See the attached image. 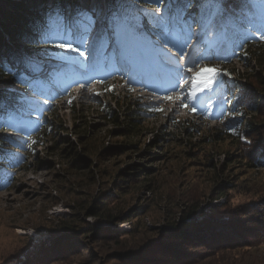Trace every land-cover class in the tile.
I'll use <instances>...</instances> for the list:
<instances>
[{
	"label": "rangeland",
	"instance_id": "374dc122",
	"mask_svg": "<svg viewBox=\"0 0 264 264\" xmlns=\"http://www.w3.org/2000/svg\"><path fill=\"white\" fill-rule=\"evenodd\" d=\"M76 1L88 6V0ZM133 4L142 13L163 15L167 0L155 7H147L141 0ZM194 12L195 6L185 14L192 25L190 29L187 24H177L171 32L177 43L188 42L189 55L179 59V66L186 70L199 61L192 73H180L175 59L168 62L151 51L143 58H126L116 44L109 42L106 47L97 45L91 54L88 47H82L86 55L84 60L79 59L81 62H42L43 72L36 78L41 82L42 86L37 88L43 95L34 89L25 90L19 83L2 87L6 91L18 89L30 105L38 100L51 107L44 109L40 117L33 115V107L27 112L29 118L34 117L43 125L41 132L27 134L14 128H0L3 146L6 144L12 153L24 159L13 167L0 161V167L13 175L11 186L0 189V264H119L112 262V252L135 253L159 239L158 228L180 221L184 213L196 206V216L213 205L264 212V167L260 163L259 167L255 165L256 153L264 147V108L260 113L249 110L246 120H251V128L241 126L239 136L231 140L223 133L237 127L234 113L224 112L212 119L202 115L196 101L204 91L198 92L195 100L185 99L183 103L188 107L164 99L178 93L187 96L191 76L200 68L215 67L224 73L236 71L232 77L237 82L241 79L238 74H249L250 85L246 87L258 96L257 105L261 104L259 98L264 93L254 76L264 72L261 67H248L239 59L247 56L248 46L238 43L235 48L230 47L228 59L202 49V38L210 28L203 26L197 31L200 24L196 23ZM149 19L153 18L142 16L143 29L151 33L150 39H155ZM260 29L264 32V25ZM253 35L261 39L264 33ZM92 43L90 38L89 45ZM165 51L175 57L178 49L168 44ZM58 69L64 75L54 81L55 85L50 76ZM145 82L155 83L145 88ZM177 84L183 87H176ZM211 90L212 95H218L221 86ZM256 90L261 93L258 95ZM227 94L228 99L218 96L220 107L224 101L230 108V102L239 95L235 88L232 95ZM108 107L120 115L138 110V135L124 132L128 122L116 124L107 119L103 111ZM39 134L44 146L34 148ZM59 136L69 138L77 147L76 152L91 161V167L76 169V157L65 154L63 147L53 149ZM5 137L26 140L27 144L5 143ZM132 165L136 167L128 168ZM144 167L149 171L138 179L122 173L136 174ZM120 179L129 181V185L119 182ZM103 209L107 213L102 214ZM107 214L117 219L108 221ZM65 227L71 229L69 234ZM90 227L109 239L99 241L85 231ZM118 233L119 238L110 241V234ZM66 246L77 250L68 251ZM153 254H146L143 260L149 262ZM224 261L264 264V237L251 247L234 251Z\"/></svg>",
	"mask_w": 264,
	"mask_h": 264
},
{
	"label": "trees",
	"instance_id": "16d2710c",
	"mask_svg": "<svg viewBox=\"0 0 264 264\" xmlns=\"http://www.w3.org/2000/svg\"><path fill=\"white\" fill-rule=\"evenodd\" d=\"M133 1L137 0H132V2ZM141 1H144L147 7L159 5L156 4L155 0ZM247 4L251 7H245L243 11L246 17L249 15L248 19L242 17L240 21H234L233 25L223 30L210 28L207 32L205 31L201 41V48L216 53L220 59H228L230 47L234 46L235 48V46H238V43L248 46L245 54L247 56H239L240 61L248 67H252L253 65L261 67V70L264 72V40L253 35V33H264L263 30L260 29L262 25H264V4H262V0H247ZM53 6L68 9L69 11L84 7L83 3H79L76 0H0V55H3L5 63L10 57V54L16 50L26 53L29 56H34L42 62L55 61L59 62L61 65L65 63L81 62L79 59H85L84 56H79L78 54L66 52L54 47L55 43L62 41H49L41 43L39 46H26V42L32 37L33 24L43 16L46 9ZM194 6L196 7V12H194L196 15L195 20H197L199 18L198 7L193 3L190 8H194ZM248 20H251V23H248ZM147 22L152 24V19H149ZM202 27L201 24L198 25L197 31H201ZM143 32L148 39H150L151 33L144 29ZM44 49L48 50L47 54H45ZM65 57H71L72 59L68 60L65 59ZM52 72L53 75L50 76V79L52 83L55 84L54 81L61 79L64 72L61 71V69L56 71L53 70ZM235 73L236 71L224 73L220 70L217 81L212 86L213 88L218 85L221 86V91L218 95H212V90L207 89L196 101L200 113L209 119L223 114L224 112L234 113L233 122L237 127L232 126L228 132L223 133L226 135V138L231 140L239 136L241 126L246 125V128H251V120H246L249 110L253 111L255 109L256 112L253 111L252 113H260L264 108V95L262 94V96H260L261 98L259 99L261 104L257 105V103H259L257 101L258 96L250 91L249 87H246L250 85L247 83L249 74H238V78L241 79H238L239 81L237 82V79L235 80V78L232 77ZM0 77H2V79H0V97H3L6 90L2 87L18 82H16L12 73L8 72L3 65H0ZM254 78L257 85L263 89L264 93V74L258 72L255 74ZM240 80L246 84L240 83ZM39 82L40 81L33 76L31 79V86L24 83L19 84L26 87L25 90L34 89L37 93L43 95V92L37 88V86H42L40 85L41 82ZM233 88L236 89L238 94L239 92L242 93L230 102V108L224 104V101H222L223 105L220 107L221 102L218 96H223L224 99H228L227 92H229V95H232ZM258 92L261 93V91L258 90V95ZM28 101L27 99L24 103L23 110L17 113L0 112V128L2 130L14 128L17 131H24L27 134L33 131H42L43 125H41L36 118L32 116V118H29L30 115H28L27 112L31 111L33 107V115L40 117L44 109L51 106L47 105V103H40L38 100L34 105H30ZM122 108L123 107H121V109ZM118 110L120 112V109ZM103 113L107 114V119L116 124L123 123L124 121L128 122L129 125L125 128L124 132L130 136L138 135L140 121L136 119L135 116L140 113L138 110L132 111L131 115L125 113L120 115L112 107H108ZM122 116H124V120H121ZM2 132L3 131L0 133ZM39 136L40 134L37 136L38 139L34 141V148L44 146V142ZM43 138H47V135ZM4 141L5 143L8 142L13 145H20L21 143L27 144L26 140L13 137H5ZM2 143L4 142L0 141V161L5 163L4 165L7 167L20 165L24 161L23 157L12 153L7 148L6 144L3 146ZM55 143V148L52 147L53 149L56 150L63 147L65 154L70 157H76V159H73L76 169L91 167V161L76 152L77 147L74 146L69 138L59 136V140L55 141ZM122 149L123 148H116V151ZM85 151L89 154L92 153V150L85 149ZM146 154L159 157V159L163 158L151 154L150 152H146ZM256 156L258 161L255 165L259 167V165L262 164L264 167V147L259 148ZM130 167H136V165L128 166V168ZM3 168L4 167H0V189L10 187L13 182V175ZM147 171H149V169L144 167L143 171L138 170L136 174H129L126 171L122 173L138 179V177L143 176ZM137 179H135V181H137ZM119 182L124 185H129V181L127 180L120 179ZM103 204V202H100V205L103 206ZM101 211L102 214L107 213L105 209ZM197 211L198 206L184 213L180 221H175L167 226L158 228L157 233L159 239L140 247L135 253L131 251L112 252V262L119 264H224V260L229 254L251 247L255 241L264 237V212L256 209L254 212H246L241 209L228 210L221 205H213L209 210L201 212L198 216H196ZM111 215L112 214H107L106 217L108 221L117 219ZM64 230L67 233L71 229L65 227ZM85 231L94 234L95 237H98L99 241L109 239L108 236H104L103 232H100V230H97L95 227H90ZM110 232L111 231L108 230L107 235H109ZM67 234H69V232ZM110 235H112L109 236L112 239L110 241L116 240L120 236L119 233ZM73 238L77 239L78 237L74 236ZM66 250L75 252L77 248H67ZM152 252H154L155 255L149 256V262L144 261V256L146 254L150 255Z\"/></svg>",
	"mask_w": 264,
	"mask_h": 264
},
{
	"label": "snow or ice",
	"instance_id": "6c2138e0",
	"mask_svg": "<svg viewBox=\"0 0 264 264\" xmlns=\"http://www.w3.org/2000/svg\"><path fill=\"white\" fill-rule=\"evenodd\" d=\"M155 2L159 4L163 0H155ZM193 3L197 5L199 12L196 23L221 30L233 25L234 21H240L242 17L247 19L243 10L245 7H251L247 4V0H167L164 14L157 15L137 10L132 0H88L87 7L72 11L53 6L46 9L43 16L33 24L32 37L26 42V46L62 41L55 43L54 47L85 56L86 53L81 50L82 47H88V53L91 54L96 50L97 45L106 47L109 42H114L126 58H143L148 51H151L168 62L175 59L180 73L184 71L192 73L193 67H196L199 61L194 62L193 66L186 70L179 66V59L189 55L186 51L188 42L177 43L172 38L171 32L177 24H187L189 29L192 27L191 23L185 19V14ZM143 15H150L153 18L152 28L155 39H148L144 34ZM248 23H251V20H248ZM90 38L93 41L92 45H89ZM261 39L264 40V36H261ZM168 44L178 49L175 57L165 51ZM44 52L47 54L48 50L44 49ZM65 59L72 58L65 57ZM0 65L12 73L16 82L29 86H31L32 77L38 78L43 72L41 60L19 50L12 52L6 63L3 55H0ZM219 71L215 67L200 68L191 76V91L187 96L178 93L175 97L165 96L164 99L179 101L180 106L188 107L183 101L189 97L195 100L198 92L211 89L217 81ZM181 78L184 79L185 84H188L187 78L183 76ZM176 87H183V85L177 84ZM26 100V95L20 93L18 89H8L3 97H0V112L14 114L22 111ZM155 110L163 111V109ZM192 110L195 111L194 108Z\"/></svg>",
	"mask_w": 264,
	"mask_h": 264
},
{
	"label": "bare ground",
	"instance_id": "6f19581e",
	"mask_svg": "<svg viewBox=\"0 0 264 264\" xmlns=\"http://www.w3.org/2000/svg\"><path fill=\"white\" fill-rule=\"evenodd\" d=\"M149 9L152 10V9H154V8H149ZM152 11H153V10H152ZM112 44H115V43H114V42H111V45H112ZM111 45H110V46H111ZM110 46H109V47H110ZM79 67H81V66H79ZM75 69L78 70V68H75Z\"/></svg>",
	"mask_w": 264,
	"mask_h": 264
}]
</instances>
